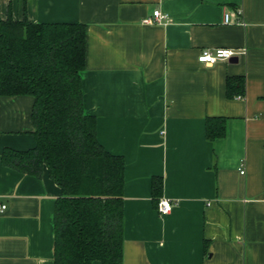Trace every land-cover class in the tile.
Segmentation results:
<instances>
[{
  "label": "crops",
  "instance_id": "0c3cea01",
  "mask_svg": "<svg viewBox=\"0 0 264 264\" xmlns=\"http://www.w3.org/2000/svg\"><path fill=\"white\" fill-rule=\"evenodd\" d=\"M154 11L166 22L144 24ZM9 16L85 25L84 111L125 164L122 264H264V0H0ZM217 48L242 54L197 61ZM227 77L244 78L243 97L226 98ZM32 105L0 97V155L35 147ZM207 117L226 118L223 138H205ZM60 196L46 167L36 178L0 161V264H53Z\"/></svg>",
  "mask_w": 264,
  "mask_h": 264
},
{
  "label": "trees",
  "instance_id": "16d2710c",
  "mask_svg": "<svg viewBox=\"0 0 264 264\" xmlns=\"http://www.w3.org/2000/svg\"><path fill=\"white\" fill-rule=\"evenodd\" d=\"M85 25L32 24L0 17V97L29 96L36 139L27 151L4 149L1 164L60 188L54 213L53 264H122L124 159L108 153L86 114L81 73ZM227 99L243 97L244 78L227 77ZM226 118L207 117L205 138L225 136ZM162 178L151 180L155 207Z\"/></svg>",
  "mask_w": 264,
  "mask_h": 264
},
{
  "label": "built area",
  "instance_id": "2783aa9c",
  "mask_svg": "<svg viewBox=\"0 0 264 264\" xmlns=\"http://www.w3.org/2000/svg\"><path fill=\"white\" fill-rule=\"evenodd\" d=\"M167 20L165 15H162L159 11H154L152 13L151 18H147L143 21L144 24L152 25V24H163ZM223 23L229 24L230 17L228 14H225L223 17ZM242 54V51L227 49V48H217V49H203L200 51L197 61L201 64L205 65H214L218 62H226L230 61L234 58H237ZM241 175L244 174V170L239 172ZM174 207V203L167 199H159L157 203V211L160 215L168 214L172 208ZM5 205H0V212L5 210Z\"/></svg>",
  "mask_w": 264,
  "mask_h": 264
},
{
  "label": "water",
  "instance_id": "95a60500",
  "mask_svg": "<svg viewBox=\"0 0 264 264\" xmlns=\"http://www.w3.org/2000/svg\"><path fill=\"white\" fill-rule=\"evenodd\" d=\"M230 61H231V60H230ZM231 62H233V63H236V62H237V60H236V59H234V60L232 59V61H231Z\"/></svg>",
  "mask_w": 264,
  "mask_h": 264
}]
</instances>
